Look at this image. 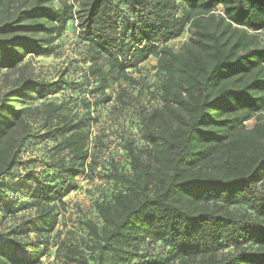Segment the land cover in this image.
<instances>
[{"label":"trees","instance_id":"obj_1","mask_svg":"<svg viewBox=\"0 0 264 264\" xmlns=\"http://www.w3.org/2000/svg\"><path fill=\"white\" fill-rule=\"evenodd\" d=\"M262 35L264 0H0V264H264Z\"/></svg>","mask_w":264,"mask_h":264},{"label":"rangeland","instance_id":"obj_2","mask_svg":"<svg viewBox=\"0 0 264 264\" xmlns=\"http://www.w3.org/2000/svg\"><path fill=\"white\" fill-rule=\"evenodd\" d=\"M262 41L264 42V35H262ZM75 36L72 34L71 28H68L63 38L59 41V54L53 57H43V58H27L25 62H28L30 67L33 69L35 75L46 78V79H55L58 76V73L67 65L69 62L73 60V44L75 43ZM185 41V36L181 37L179 40H175L174 42L170 43V46L178 49L182 43ZM155 66V60L151 59L147 63L142 66V74L144 76H152L154 71L153 68ZM142 101L145 102V100ZM127 114V113H126ZM125 115L119 117V115H113L110 113V107L105 108L102 118V125L104 127H110L113 123L119 121L121 125L123 124L124 127H133L132 124V111ZM264 119V112L261 114ZM118 119V120H116ZM134 119V116H133ZM264 122V120H263ZM256 124V119H252L248 122L247 126L244 128L246 131H249L253 128ZM110 141V139H109ZM112 141V143H111ZM110 141V147L108 154H112L117 159L121 160V150L119 149V145L114 144L115 141ZM107 186H103L99 178H95L94 181H85L83 179H79L78 188L75 192L70 194L67 197L66 202L69 204V214L72 212L74 216L72 219H76L75 215L78 217H92V210H91V203L92 200L98 198L101 194H103L106 190ZM72 215V214H71ZM65 220V218H64ZM66 221V220H65ZM67 229H70L71 224L67 223ZM62 229L65 232L64 228ZM53 248L49 250L47 256L42 259L43 264H59L55 260H53Z\"/></svg>","mask_w":264,"mask_h":264},{"label":"built area","instance_id":"obj_3","mask_svg":"<svg viewBox=\"0 0 264 264\" xmlns=\"http://www.w3.org/2000/svg\"><path fill=\"white\" fill-rule=\"evenodd\" d=\"M247 124H248V122H247V123H245V126H247Z\"/></svg>","mask_w":264,"mask_h":264}]
</instances>
